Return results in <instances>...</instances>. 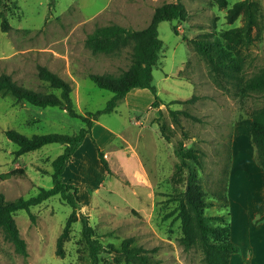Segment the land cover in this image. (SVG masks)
Wrapping results in <instances>:
<instances>
[{
	"label": "rangeland",
	"instance_id": "1",
	"mask_svg": "<svg viewBox=\"0 0 264 264\" xmlns=\"http://www.w3.org/2000/svg\"><path fill=\"white\" fill-rule=\"evenodd\" d=\"M176 1L0 0V74L8 73L35 91L59 94L40 78L39 66H45L71 83L79 113L101 110L113 92L99 87L89 75L120 74L131 64V47L117 53H94L86 44L89 34L112 23L144 28L157 6ZM181 1L187 18L164 20L158 27L163 48L153 76L159 101L154 103L156 95L148 88L132 89L115 110L94 120L91 134L64 171V180L78 186L80 210L89 216L94 237L102 246L100 264H205L197 246L186 247L181 242L183 231L174 198L185 189L186 171L174 153V143L199 150L202 166L193 164L207 197L215 203L214 195L227 183L229 188L234 141L236 151L246 153L247 162H258L250 115L264 104V93L237 96L219 87L193 41L204 35L218 36L242 62L245 77L259 72L264 68V0H251L249 36L238 42L228 41L223 32L245 23L244 10L234 21L227 18L239 0H227L225 6L217 0ZM1 13L10 24L7 31L2 29ZM193 95H197L194 101L185 102ZM171 110H187L198 119L180 113L178 125ZM84 126L82 119L59 106L33 105L0 91V193L15 200L36 195L40 187H52V161L64 149L63 144L50 143L16 156L18 146L6 136L7 129L31 136L72 134ZM17 167L25 168V173L8 179L1 176ZM240 176L238 172L236 177ZM244 181L240 190L249 191ZM71 212V205L60 195L31 206L30 211H15L28 253L18 252L0 232V264H92L80 218L65 239L64 254H57V240ZM227 212L218 203L207 209L208 214ZM126 249L139 255L128 254Z\"/></svg>",
	"mask_w": 264,
	"mask_h": 264
},
{
	"label": "trees",
	"instance_id": "2",
	"mask_svg": "<svg viewBox=\"0 0 264 264\" xmlns=\"http://www.w3.org/2000/svg\"><path fill=\"white\" fill-rule=\"evenodd\" d=\"M221 6L227 5V0H217ZM244 10L246 13L245 23L242 26L227 29L223 32L228 41L238 42L248 37L252 26L253 11L251 0H239L229 9L227 18L234 21ZM2 14V29L7 31L10 28L9 21L4 13ZM188 10L183 1L165 2L155 8L150 23L140 29L126 27L112 23L98 26L86 39V44L94 53H117L127 46L131 47L132 61L130 66L120 74L111 73H90L91 79L101 88L113 92L106 106L96 112L81 114L77 111L71 96L72 85L69 81L51 71L45 66H39V76L47 81L49 85L60 91L56 93H44L35 91L16 82L8 73L0 74V91L4 94H11L17 100H26L33 105L59 106L66 109L74 117L82 119L86 126L76 133H39L28 136L16 129H7L6 136L17 144L16 156L37 150L50 143H60L64 145L63 152L52 161L53 186L50 188L40 187L36 195L28 198L19 197L15 200L6 199L0 193V232L5 238L11 241L18 252L27 255V242L22 237L20 229L14 217L17 210L25 209L30 211V207L42 203L44 200L60 195L61 198L71 205L70 213L63 232L57 240V254H64V242L68 238L72 224L79 218L83 225V235L90 248L92 264H100V252L102 246L94 237L93 226L89 222V216L81 212L79 201V188L71 182H66L63 178L68 161L75 151L83 143L85 138L91 134L95 119L103 112L115 110L118 103L134 88H148L156 95L157 103L158 88L154 84L153 68L158 65L163 48V40L159 35V23L164 20H185ZM177 32L176 28H174ZM196 50L205 58L209 65V76L216 84L226 91H231L237 96H245L251 91L264 93V68L259 72L245 77L243 74L242 62L233 55L231 50L224 46L222 39L218 36L213 38L206 35L193 41ZM197 95H193L186 101H194ZM174 122L180 124L179 114L198 119L187 110H171ZM251 141L256 148L258 162L264 169V104L256 107L251 112ZM162 133L169 141L170 136ZM174 153L180 161V165L186 171L185 189L178 194L174 200L177 216L181 220L183 235L181 242L186 247L197 246L203 253L205 264H230L231 254L238 251V246L230 238V225L227 221L228 212L208 214L207 209L217 206V203L228 210V183L218 194L214 195L218 201L213 202L207 197V191L197 175L198 167L202 166L200 153L195 148H182L174 143ZM102 163L108 169L107 160L103 152L99 149ZM193 160L191 163L190 160ZM195 163L198 167H196ZM25 173V168L17 167L1 174L4 179H8L16 174ZM33 216V214H31ZM128 254L138 256V252L127 250ZM145 259L144 256H140Z\"/></svg>",
	"mask_w": 264,
	"mask_h": 264
},
{
	"label": "crops",
	"instance_id": "3",
	"mask_svg": "<svg viewBox=\"0 0 264 264\" xmlns=\"http://www.w3.org/2000/svg\"><path fill=\"white\" fill-rule=\"evenodd\" d=\"M235 146L234 141L227 221L230 225L229 238L240 246V250L231 254L230 264H264V169L253 159L247 162L246 153L237 152ZM250 150L254 158L256 148ZM238 172L243 175L241 179L236 177ZM241 180L248 184L249 191L240 190Z\"/></svg>",
	"mask_w": 264,
	"mask_h": 264
},
{
	"label": "bare ground",
	"instance_id": "4",
	"mask_svg": "<svg viewBox=\"0 0 264 264\" xmlns=\"http://www.w3.org/2000/svg\"><path fill=\"white\" fill-rule=\"evenodd\" d=\"M86 157V156H85ZM86 159V158H85ZM89 161H90V159H89ZM89 167H91V166H89Z\"/></svg>",
	"mask_w": 264,
	"mask_h": 264
}]
</instances>
